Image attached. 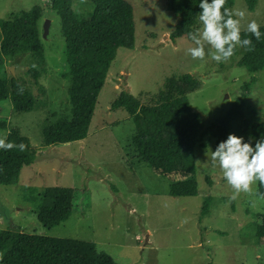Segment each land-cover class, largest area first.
<instances>
[{"label":"rangeland","instance_id":"1","mask_svg":"<svg viewBox=\"0 0 264 264\" xmlns=\"http://www.w3.org/2000/svg\"><path fill=\"white\" fill-rule=\"evenodd\" d=\"M104 1L74 0L73 8L86 15ZM129 1L134 7L136 45L118 50L88 136L46 146L44 121L48 117L53 121L68 118L71 108L61 17L49 8L51 0H0V19L41 5V28L51 20L48 36L42 35L47 64L38 82L29 73L35 64V57L29 53L5 58L0 71L7 82L13 68L15 75L30 83L37 100L32 112H18L10 99L0 103V145L13 132L28 137L40 152L33 165L22 169L18 184L0 185V229L19 228L44 236L92 241L118 264H264V241L255 233L264 211V198L257 193L259 181L233 197V188L210 160L211 149L216 148L210 126L239 97H245V117L233 121L229 133L255 144L252 137L244 135V120H264V68L249 72L237 64L240 54L236 53L221 62L207 54L203 59H193L186 51L194 46L191 38H172L179 17L168 8V0ZM233 8L246 11L241 31L251 19L264 24V0H259L253 11L245 0H236ZM200 27L198 19L195 30ZM205 48L207 53V45ZM186 73L200 82L198 89L188 93L204 124L195 155L199 192L172 196L170 186L190 175L163 174L143 161L133 144V119L123 108L113 109L112 103L124 90L143 104L155 103L167 78ZM48 186L76 189L71 216L50 228L39 221L30 202ZM207 195L213 196V202L209 213L203 215Z\"/></svg>","mask_w":264,"mask_h":264},{"label":"trees","instance_id":"2","mask_svg":"<svg viewBox=\"0 0 264 264\" xmlns=\"http://www.w3.org/2000/svg\"><path fill=\"white\" fill-rule=\"evenodd\" d=\"M258 1L245 0V3L253 11ZM235 2L226 0L225 7L231 9ZM73 5L74 0H51L49 3V8L56 11L62 21L71 108L68 118L59 117L53 121L48 117L44 121L42 133L46 146L70 143L88 136L100 92L118 50L121 47L133 49L136 45L134 7L129 0H105L86 15L78 14ZM168 8L179 17L172 38L190 37L201 11L199 0H168ZM43 13L44 7L35 5L9 19H0V71L5 58L29 53L35 57L29 73L38 82L47 64L42 43L44 29L40 26ZM260 31L259 40L250 32L241 31L242 38L251 39V50L234 49V53L240 54L237 64L252 73L264 68V24L260 25ZM199 87V80L186 73L180 78H167L155 103L143 104L125 90L112 103L113 109L123 108L133 119L136 126L133 144L143 161L163 174L183 172L190 175L189 179L170 186L172 196H193L199 192L195 155L204 124L188 97L189 92ZM244 98H237L226 114L210 126L214 129L215 146L228 136L233 121L244 119ZM6 99L12 101L18 112H32L37 107L30 83L12 71L7 82L0 72V103ZM243 132L256 141L264 136V120L245 119ZM16 142L18 146H15ZM200 145L206 147L207 143L200 142ZM39 153L28 137L11 132L0 145V185L18 184L22 169L33 165ZM75 192L74 187L48 186L32 196L30 202L37 210L39 221L49 228L66 221L73 212ZM257 193L264 198V184L258 183ZM212 202L213 196L207 195L201 211L203 215L209 213ZM255 233L264 241V211ZM0 264L118 263L92 241L5 228L0 229Z\"/></svg>","mask_w":264,"mask_h":264},{"label":"clouds","instance_id":"3","mask_svg":"<svg viewBox=\"0 0 264 264\" xmlns=\"http://www.w3.org/2000/svg\"><path fill=\"white\" fill-rule=\"evenodd\" d=\"M225 4L226 0H199L201 27L189 33L194 46L186 49L193 59H203L207 54L212 60L221 62L229 59L237 47L251 50V39L241 37V22L246 11L230 9ZM243 31L250 32L257 40L262 36L255 19L248 20ZM210 160L213 167H219L223 178L233 188V197L241 191H249L255 181L264 184V136L253 145L250 139L229 133L215 150L211 149Z\"/></svg>","mask_w":264,"mask_h":264},{"label":"water","instance_id":"4","mask_svg":"<svg viewBox=\"0 0 264 264\" xmlns=\"http://www.w3.org/2000/svg\"><path fill=\"white\" fill-rule=\"evenodd\" d=\"M50 24H51V20L50 19H47L45 24H44V32H43V35L44 37H47L48 34H49V31H50ZM12 72L14 73V69L12 68Z\"/></svg>","mask_w":264,"mask_h":264}]
</instances>
